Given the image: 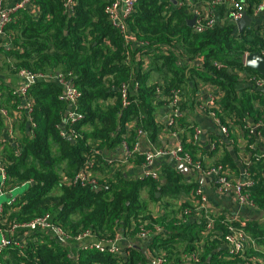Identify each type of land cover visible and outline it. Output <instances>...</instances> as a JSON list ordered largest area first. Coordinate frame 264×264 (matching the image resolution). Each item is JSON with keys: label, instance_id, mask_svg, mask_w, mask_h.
<instances>
[{"label": "trees", "instance_id": "16d2710c", "mask_svg": "<svg viewBox=\"0 0 264 264\" xmlns=\"http://www.w3.org/2000/svg\"><path fill=\"white\" fill-rule=\"evenodd\" d=\"M33 1L39 9L38 15L20 10L7 26L12 48H4L5 44L0 41V68L11 73L23 69L33 74L60 73L69 78L80 92L77 103L85 118L74 125L80 136L72 142L61 134L68 104L60 98L63 89L56 80L36 79L30 85L28 100L32 109L29 116L20 107L22 99L7 85L0 84L1 106L14 117L12 126L18 123L16 127L21 132L15 144L5 140V123L0 115V145H4L0 155L6 162L10 185L17 187L27 183L15 202L5 205V217L10 223L24 222L49 212L55 224L72 235L89 228L99 239L122 235L133 246L126 258L83 250L76 262L68 256L69 249L59 238L36 233L33 240H28L24 255L18 247L8 249L4 264H153L148 254L150 250L155 254L165 252L169 264H180L181 253L198 250L204 225L190 218L179 220L182 209L193 208L190 202H182L176 210L174 204L166 201L165 213L154 216L142 191L148 189L153 203L165 196L173 201L188 195L199 184L183 182L171 162L163 166L159 181L132 178L121 167L108 164L105 153L123 140L131 148L135 147L137 128L126 137V125L140 114L150 138L156 141L162 125L155 118L160 99L156 92L158 85L150 81L154 72L161 78L163 95L179 87L198 94L203 84L219 86L222 92L220 116L225 123L241 125L245 116L253 124L264 121V113L256 105L257 102L264 104V94L248 86L239 75L262 76L244 63L247 52L261 51L260 32L247 28L236 34V24L229 19L213 29L194 32L193 26L188 24L192 14L187 7L172 8L173 0H137L129 26L136 38L150 45L146 49L132 50L108 19L106 6L111 0H74L73 11L65 0ZM259 1L249 0L247 13H251ZM218 12L222 15L226 8L220 6ZM145 57L151 60L148 67H143ZM178 57L185 61L203 57L204 62L187 69L186 64H178ZM132 73L139 87L131 94L130 104L123 106L117 87ZM258 131L264 138V127ZM249 142L258 144V151L261 147L264 149V140L258 142L256 135H251ZM185 145L191 152V145ZM134 156L141 165L143 155L136 151ZM88 158L94 159L95 174H101L98 176L100 186L61 184L63 174L73 177ZM253 160L252 197L264 207V157ZM223 161L234 167L231 156ZM158 192L162 196L158 197ZM142 222L152 229L159 225L163 232L152 235L149 242L138 240L135 243L134 235ZM240 224L256 236L264 248L263 223L243 221ZM205 242L199 264H234L224 257V249L218 250L216 243Z\"/></svg>", "mask_w": 264, "mask_h": 264}, {"label": "built area", "instance_id": "2783aa9c", "mask_svg": "<svg viewBox=\"0 0 264 264\" xmlns=\"http://www.w3.org/2000/svg\"><path fill=\"white\" fill-rule=\"evenodd\" d=\"M66 6L73 11L74 0H65ZM249 0H210L208 2H195L193 0H178L175 8L187 7L192 17H196V22L193 25L194 32H204L208 29H213L217 25H220V19L218 15L217 7L223 6L226 8V17L230 21L236 24L237 20L242 18L243 14L249 7ZM137 0H111L106 6V14L108 19L112 23L113 27L118 30L122 35L125 45L132 48V50L146 49L150 43L148 41H142L136 38V35L132 32L129 26V17L135 12ZM202 4V5H201ZM34 7V8H33ZM207 8V9H206ZM36 9L33 0H20L13 6L7 4V0H0V41L5 45L4 48H12L11 36L8 34L7 26L13 21L15 15L20 10L33 11ZM207 10V11H205ZM255 11L264 10V0H260L254 6ZM205 11V12H204ZM191 19V18H190ZM237 27L236 34L241 33ZM260 32L263 38V46L261 52L264 55V23L249 26ZM244 29V30H245ZM243 32V31H242ZM251 52H247L244 57V63L246 56ZM144 60V58H143ZM204 58L197 57L194 60H184L178 57V64L187 65V69L193 66L202 65ZM193 62V64H192ZM218 67H221L219 63H216ZM19 74L26 80L20 88H13V93L18 95L22 99L20 107L26 111L29 116L32 105L28 100V89L30 85L36 81V79H54L62 87V93L60 98L68 104L67 113L62 122L63 130L61 134L64 137H72L74 140L78 139L80 133L74 130V125L83 121L85 115L79 110L78 99L80 92L77 86L69 79L65 78L62 74L57 73L54 75H46L42 73L33 74L31 71L23 69ZM243 77L245 82H248L249 86L264 94V76L239 74ZM208 85V84H206ZM204 85V86H206ZM139 87V83L132 73L128 80L122 82L118 87L120 99L123 106L130 104V96L136 93ZM158 94L163 95L162 86H157ZM182 88H173L169 94L164 95V100L169 108L164 120L166 128L174 127L180 117L183 116V96ZM221 94V95H220ZM209 93L207 100H202L198 103V108L214 118L218 123L222 134L226 137L229 134L228 123L223 122L220 116L222 108L220 107L222 92ZM137 101V100H136ZM0 114L5 119L7 125L12 128V118L8 113V110L1 106V93H0ZM143 114H140L136 118L138 129L136 131V137L145 135L147 130L143 124ZM32 125V124H31ZM242 129L247 133L248 150L251 153V162H248L244 169L243 178L234 177L231 172L230 164L223 162H215L210 165H205L200 157L194 156L188 151L182 142H179L171 147H152L142 153L144 161L141 164L142 171L136 176V179L150 178L155 181L161 179V171L155 167V161L159 158H169L172 161L181 162L188 167L194 169L203 176H210L214 181L216 190L223 194H232L236 200V203L240 207H246L253 210H259L264 215V207H260L254 198L252 197V188L255 184L254 174L251 170L254 160L259 161L264 157V153L258 151V144L255 142H249L251 135L257 136V141H263V135L259 128L264 127V121H259L253 124L248 116L241 119ZM66 127V128H64ZM200 133L198 129L196 131ZM196 142V134L193 139ZM224 138L215 140L212 143V148L215 149L221 145H225ZM124 153L121 156V163L123 166H127L134 161V153L138 151L137 144L134 148H131L126 140L121 142ZM108 163H112V160H108ZM94 159L88 158L85 166L73 177H69L66 174L62 175L61 184L67 186L82 185L98 187L101 185L98 175L94 172ZM24 185H27L25 183ZM16 186L10 185V178L6 169V162L0 158V196L9 195L10 199L6 202L0 203V264H4V259L8 256L5 253L8 249L18 247L21 255H24V248L27 245L28 240H33L36 233L41 235H47L51 238H59L63 246H66L68 250V256L74 261L79 260V253L83 250H95L99 253H106L114 257L126 258L130 253L133 243L129 242L122 235L115 237H106L99 239L89 228L81 229L74 235L64 230L55 224L51 213H45L37 216L29 221L10 223L8 217H5V205H12L16 196H13V191ZM196 195L199 196V203L193 208H184L179 214V220L186 221L191 218L193 214L199 216V221L204 225L203 227V239L198 244V250L191 253H181L180 264H199L202 261V254L206 246V240L211 243H216L218 250L226 252L224 257L228 260H232L234 264H264V255L260 254L264 252L263 246L259 243L258 238L246 227L241 225V221L238 216L223 215L214 212L208 202V198L201 187L196 189ZM7 214H10L7 213ZM263 227H264V222ZM223 227H221V226ZM138 231L134 235L135 243L138 240L143 242H149L152 235L163 232V228L156 225L153 229L149 228L147 223L139 224ZM135 228V227H134ZM133 228V229H134ZM264 231V230H263ZM264 239V236H263ZM153 264H169L167 254L161 252L159 254L148 251ZM24 264V263H23ZM100 264V263H99Z\"/></svg>", "mask_w": 264, "mask_h": 264}, {"label": "crops", "instance_id": "0c3cea01", "mask_svg": "<svg viewBox=\"0 0 264 264\" xmlns=\"http://www.w3.org/2000/svg\"><path fill=\"white\" fill-rule=\"evenodd\" d=\"M19 1L20 0H7V4L9 6H13ZM208 1L210 0H207L205 2ZM176 5H173L172 8H175ZM216 10L218 11V7ZM31 13L34 15H38L39 9L36 7V9H34V12L31 11ZM218 15L220 22L227 20L226 12H224V14L222 15L218 12ZM248 17L250 18L251 21V25L249 26L263 24L264 10L261 11L253 10L251 13H248ZM150 64H151L150 58L145 57L143 60V67H148L150 66ZM150 81L156 83L158 86L160 85L162 86L161 78L155 72L151 74ZM2 83L7 85L10 89H13L16 87L20 88L24 83H26V80L19 73H11L6 68L3 69L0 68V84ZM200 89L201 92L198 94H191L189 90L183 92V96H182V102L184 105L183 116L177 121L176 125L171 128H166L164 125L165 116L167 112H169V108L163 98L164 95H160L157 93L159 95L160 103L157 105L155 118L159 123H161L162 128L160 129L155 142L150 138L148 131L145 135L137 137L136 144H137L138 152L142 155L143 152H145L146 150L152 147H171L179 142H182L184 145L185 144L191 145V152H193L194 156L200 157L205 165H210L215 162L228 163L230 164L231 172L233 176L243 178L244 169L248 165L247 163L251 162V158H252L251 153L248 150L247 133L242 129V126L240 124L237 123L233 124L229 122L228 123L229 134L228 136L225 137L222 134L216 120L198 108L199 102H201L202 100L209 99L208 98L209 93L219 92L220 94L221 92L220 87L215 84H208L206 86L201 87ZM221 97L222 96H220V99ZM256 105L264 113V104L257 102ZM25 114L27 115L26 112ZM11 118L13 121L14 117ZM4 123H5V129L3 133L4 139L15 144L14 142L15 138H17L21 134L19 128H17L18 123L17 125L12 126V128H10V126L6 124L5 119H4ZM138 124L139 123L135 118L126 125V129H127L126 137L130 136V131L134 127L138 129L139 127ZM198 129L200 130V133L196 132ZM195 134H196V142L193 141ZM220 138H224V141H226L225 145H221L220 147L213 149L212 143ZM3 147H4L3 144L0 145V152L2 151ZM260 151L262 152L264 151V149L261 147ZM123 153L124 151L120 143L113 150L105 153V159L106 161H108L109 159L112 160V163H114L115 166L121 167L124 171H126V173L130 177L136 178V176H138L139 173H141V171L143 170L141 165H138V163L136 162V156H134V161L132 163H130L127 166H123L121 163L122 160L121 156ZM229 156H231L234 161V167L231 165L230 162L223 161L225 158ZM0 158L4 160V158L1 155ZM167 162L169 161L166 158L156 159L155 167L157 169H160V171L162 172L163 166ZM171 162L175 164V161H171ZM173 166L176 172L180 173L183 182L199 184L198 187H201L203 189L204 193L208 198L209 205L214 212L223 215H232V216L236 215L241 221L244 222L256 221L260 224L264 222V215H262L263 213L260 212L259 210L246 208V211H243L241 209L242 207H240L236 203V200L232 194H227V193L223 194L218 192L214 186V181L210 176H203L194 169L188 167L187 165L186 167L188 169H185L184 172L179 170L176 164ZM97 175L101 176L100 173H97ZM196 189L194 188L193 190H191V192L188 195H183L178 200L174 199L173 200L174 205H177L179 209L182 202H190L193 206L198 205L199 196L196 195ZM157 196L160 197L162 196V194L158 192ZM142 197L144 198V200L148 202L149 210L154 216H160L165 213V210L162 209L161 206L162 202L164 201L172 202V199H170L168 196L163 197L161 201L155 203L150 202L147 188H145L142 191ZM190 219L198 222L199 216L197 214H193Z\"/></svg>", "mask_w": 264, "mask_h": 264}, {"label": "water", "instance_id": "95a60500", "mask_svg": "<svg viewBox=\"0 0 264 264\" xmlns=\"http://www.w3.org/2000/svg\"><path fill=\"white\" fill-rule=\"evenodd\" d=\"M173 1H174L173 2L174 5H176L177 4V0H173ZM195 22H196V17L195 16H193L191 19L188 20V24L191 27L195 24ZM236 25L238 26V29H239L240 32L244 31V29L246 27H249V25H251V21H250V18L248 17L247 11L243 14L242 18L237 20ZM245 65L247 67H249V68H252V69L256 70L260 75L264 76V55L261 52L255 51V52H251L250 54H248L246 56ZM70 108H71V106L68 107V109H70ZM66 113H67V111H66ZM68 140H70L72 142H75V140L72 137H68ZM167 160L169 162L172 161L169 158H167ZM175 164L177 165V168L179 170L183 171V172L185 171V169H188L184 163L175 161ZM175 164H173V165H175ZM241 209L243 211H246V207H242Z\"/></svg>", "mask_w": 264, "mask_h": 264}, {"label": "rangeland", "instance_id": "374dc122", "mask_svg": "<svg viewBox=\"0 0 264 264\" xmlns=\"http://www.w3.org/2000/svg\"><path fill=\"white\" fill-rule=\"evenodd\" d=\"M27 188V185H21V186H17L15 189H14V191H13V196H17L19 193H21L24 189H26ZM10 199V196L9 195H3V196H0V203H3V202H6L7 200H9ZM165 203L166 202H162V209H164V206H165ZM172 204H174V202L172 201L171 202ZM174 208L176 209V210H179V207L177 206V205H174ZM0 241H1V235H0ZM183 247V246H182ZM182 247H180V248H182Z\"/></svg>", "mask_w": 264, "mask_h": 264}]
</instances>
